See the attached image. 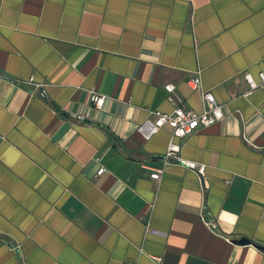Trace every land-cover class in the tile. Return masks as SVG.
Wrapping results in <instances>:
<instances>
[{
    "label": "crops",
    "instance_id": "0c3cea01",
    "mask_svg": "<svg viewBox=\"0 0 264 264\" xmlns=\"http://www.w3.org/2000/svg\"><path fill=\"white\" fill-rule=\"evenodd\" d=\"M261 71L264 0H0V264H264ZM197 76L203 177L139 131Z\"/></svg>",
    "mask_w": 264,
    "mask_h": 264
},
{
    "label": "built area",
    "instance_id": "2783aa9c",
    "mask_svg": "<svg viewBox=\"0 0 264 264\" xmlns=\"http://www.w3.org/2000/svg\"><path fill=\"white\" fill-rule=\"evenodd\" d=\"M245 78L250 85L249 91L246 96L251 95L255 90L264 85V71L259 73L260 82L256 81L251 73H245ZM32 83V82H30ZM189 83L195 89L201 92L204 108L201 111L186 108L181 105L177 106L172 113H165L162 111H155L154 118L148 119L139 126V131L144 135L146 140L151 139L156 133L163 128L171 129V137L168 145V149L163 156L165 166L171 163H178L189 170L195 171L201 177L206 173L207 165L204 163H198L190 161L184 158L181 154L182 147L185 141L198 132L199 130L209 127L224 118L223 105H221L215 95L211 91L202 89L200 77H195L189 80ZM166 90L169 93V99L173 100L171 93L175 90L174 84L166 85ZM40 97L47 98V91L43 88L40 93ZM105 97L98 94H93L92 101L97 106H102ZM264 114V109L259 110ZM83 119V117H81ZM105 172V168H100L97 171V175L101 176ZM164 170L161 168L154 169L152 172V178L156 181L161 180Z\"/></svg>",
    "mask_w": 264,
    "mask_h": 264
},
{
    "label": "water",
    "instance_id": "95a60500",
    "mask_svg": "<svg viewBox=\"0 0 264 264\" xmlns=\"http://www.w3.org/2000/svg\"><path fill=\"white\" fill-rule=\"evenodd\" d=\"M236 242H238L240 244H248V243H250V241L248 239H246V238H242L240 240H237ZM260 248H262V247H260Z\"/></svg>",
    "mask_w": 264,
    "mask_h": 264
}]
</instances>
